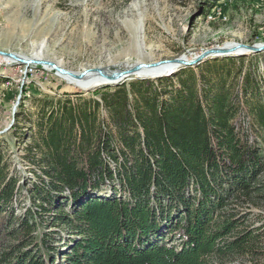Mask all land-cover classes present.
Here are the masks:
<instances>
[{"label": "trees", "instance_id": "obj_1", "mask_svg": "<svg viewBox=\"0 0 264 264\" xmlns=\"http://www.w3.org/2000/svg\"><path fill=\"white\" fill-rule=\"evenodd\" d=\"M236 58L182 68L172 76L180 87L168 90L162 84L172 77L164 76L40 98L25 156L38 181L19 215L26 183L0 151V264L256 259L264 155L232 121L247 102L264 134V102L231 96ZM242 86L258 88L251 68Z\"/></svg>", "mask_w": 264, "mask_h": 264}, {"label": "rangeland", "instance_id": "obj_2", "mask_svg": "<svg viewBox=\"0 0 264 264\" xmlns=\"http://www.w3.org/2000/svg\"><path fill=\"white\" fill-rule=\"evenodd\" d=\"M206 7L208 12H204ZM239 43L264 44V0H0V50L25 58L40 56L75 72L93 67L127 69L138 62L182 55L192 58L204 49ZM227 56L237 57L232 71L239 73L233 84H227L231 96L240 94L241 99H246L244 96L255 93L264 102V50L209 57L182 68H196ZM14 61L0 56V151L9 162V169L17 173L22 184L26 183L15 204V215H19L31 204L28 188L38 181L25 156L26 146L36 131L40 98L97 87L82 89L54 69ZM182 68L165 76L178 75ZM250 68L258 88L245 92L243 73ZM212 75L216 77V72ZM156 78L159 77L133 75L109 85ZM102 86L106 84L98 87ZM162 87L167 90L180 87L179 79L172 77ZM22 101L21 120L15 125ZM252 121L254 115L245 102L232 123L240 125L241 131L249 135V142L258 145L264 155V134L256 131ZM253 210L255 225L263 227L258 257H239L229 264H264V200ZM58 237L61 240L58 245L63 247L68 234L63 232ZM57 260H61V255Z\"/></svg>", "mask_w": 264, "mask_h": 264}, {"label": "water", "instance_id": "obj_3", "mask_svg": "<svg viewBox=\"0 0 264 264\" xmlns=\"http://www.w3.org/2000/svg\"><path fill=\"white\" fill-rule=\"evenodd\" d=\"M262 50H264V44L250 45L245 43H239L231 47L228 46V47H215V48L204 49L200 54L192 58H189L186 55H182L173 59H163L153 62H138L127 69L111 70L108 67H93V68H85L79 72L66 69L57 62L47 59H42L41 57L24 58L16 53L2 51V50H0V56H4L8 59H12L25 64H41L43 66H47L54 69L56 73L59 75L71 76L79 80L84 79L88 74H95L96 76H99L104 79L103 82L105 83L103 85L105 84L109 85L129 79L131 76L136 74L141 78L162 76L161 73H155V72H152L145 76H140V73L142 72L143 69H150V68L153 69L163 66V68L167 70V73L164 72L165 75H171L182 67L196 65L209 57L228 55V54L240 53V52H259ZM91 87L92 86L89 85L88 89H90Z\"/></svg>", "mask_w": 264, "mask_h": 264}, {"label": "bare ground", "instance_id": "obj_4", "mask_svg": "<svg viewBox=\"0 0 264 264\" xmlns=\"http://www.w3.org/2000/svg\"><path fill=\"white\" fill-rule=\"evenodd\" d=\"M34 57H40V56H34ZM14 62H18V61H14ZM60 65H62V64H60ZM45 67H47V66H45ZM48 68L49 69H52L50 67H48ZM152 72L161 73L162 76H165V73H167V70H165L163 68V66L158 67V68H153V69L152 68H150V69H143L142 72L140 73V76H145V75H148V74H150ZM60 76L63 77L64 79H66L68 82H70L72 84H75L76 86H79V87H82V88H85V89L87 88V90H88L89 85L92 86L91 88H94V87H98V85L100 86V85H103L105 83V82H103L104 81L103 78H101L99 76H96L95 74H88L82 80L76 79V78L71 77V76H66V75H60ZM136 76H137V74H136ZM102 195H104V193H102Z\"/></svg>", "mask_w": 264, "mask_h": 264}]
</instances>
